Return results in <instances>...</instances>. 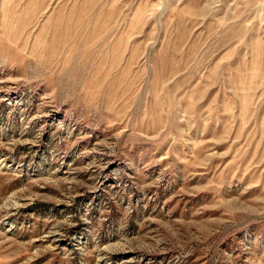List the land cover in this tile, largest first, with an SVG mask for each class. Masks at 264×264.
Wrapping results in <instances>:
<instances>
[{
	"label": "rangeland",
	"instance_id": "374dc122",
	"mask_svg": "<svg viewBox=\"0 0 264 264\" xmlns=\"http://www.w3.org/2000/svg\"><path fill=\"white\" fill-rule=\"evenodd\" d=\"M0 264H264V0H0Z\"/></svg>",
	"mask_w": 264,
	"mask_h": 264
}]
</instances>
